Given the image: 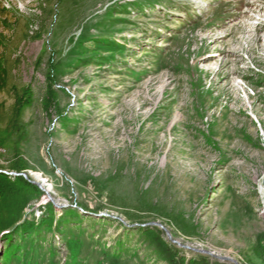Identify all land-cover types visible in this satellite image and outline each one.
<instances>
[{
  "label": "rangeland",
  "instance_id": "374dc122",
  "mask_svg": "<svg viewBox=\"0 0 264 264\" xmlns=\"http://www.w3.org/2000/svg\"><path fill=\"white\" fill-rule=\"evenodd\" d=\"M0 172V264H264V0H0Z\"/></svg>",
  "mask_w": 264,
  "mask_h": 264
},
{
  "label": "water",
  "instance_id": "95a60500",
  "mask_svg": "<svg viewBox=\"0 0 264 264\" xmlns=\"http://www.w3.org/2000/svg\"><path fill=\"white\" fill-rule=\"evenodd\" d=\"M0 173H2V172H0ZM11 175L16 176V177H23L25 179H28V177L25 174L15 173V174H11ZM34 184L37 185L42 191H44L47 194V196H48V198H49V200L51 202L53 201L51 196H50V194L43 188V186L40 183L34 182ZM147 226L158 227V228L162 229L166 233V235L168 236L169 240L173 244H176L177 246H179L180 248H182L184 250H188V251H191V252H194V253H197V254H201V255H206V256L214 258L215 260H218V261L229 262V263H232V264H238L235 260H233L231 258L222 257V256L216 255V254H214V253H212L210 251L203 250V249H198V248H195V247H191L189 245H183L180 242L173 240L172 235L170 234V232L163 225H161L159 223H150V224H146V225H141V227H147Z\"/></svg>",
  "mask_w": 264,
  "mask_h": 264
},
{
  "label": "trees",
  "instance_id": "16d2710c",
  "mask_svg": "<svg viewBox=\"0 0 264 264\" xmlns=\"http://www.w3.org/2000/svg\"><path fill=\"white\" fill-rule=\"evenodd\" d=\"M51 93H52V90L49 91V94H50V95H51ZM48 102H49V100L46 101V103H48ZM1 176H5V175H1ZM14 178H15V179H19V180H21V181L23 180L25 183L28 182V181L25 180L23 177H14ZM28 183H29V182H28ZM29 184H30V183H29Z\"/></svg>",
  "mask_w": 264,
  "mask_h": 264
},
{
  "label": "bare ground",
  "instance_id": "6f19581e",
  "mask_svg": "<svg viewBox=\"0 0 264 264\" xmlns=\"http://www.w3.org/2000/svg\"><path fill=\"white\" fill-rule=\"evenodd\" d=\"M43 186V185H42ZM44 188V187H43ZM46 190V189H45ZM47 191V190H46ZM48 192V191H47Z\"/></svg>",
  "mask_w": 264,
  "mask_h": 264
}]
</instances>
